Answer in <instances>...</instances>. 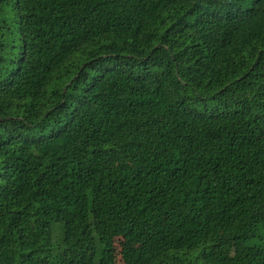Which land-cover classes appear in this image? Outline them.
I'll return each mask as SVG.
<instances>
[{
	"label": "trees",
	"instance_id": "16d2710c",
	"mask_svg": "<svg viewBox=\"0 0 264 264\" xmlns=\"http://www.w3.org/2000/svg\"><path fill=\"white\" fill-rule=\"evenodd\" d=\"M0 264H264V0H0Z\"/></svg>",
	"mask_w": 264,
	"mask_h": 264
}]
</instances>
